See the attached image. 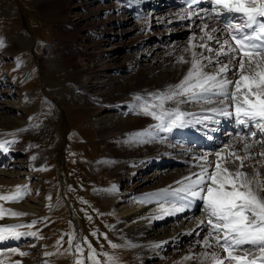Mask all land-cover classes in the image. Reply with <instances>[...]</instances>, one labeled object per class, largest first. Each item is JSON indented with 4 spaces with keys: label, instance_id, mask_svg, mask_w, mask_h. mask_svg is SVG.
<instances>
[{
    "label": "rangeland",
    "instance_id": "rangeland-1",
    "mask_svg": "<svg viewBox=\"0 0 264 264\" xmlns=\"http://www.w3.org/2000/svg\"><path fill=\"white\" fill-rule=\"evenodd\" d=\"M149 1L120 0L122 8L117 12L115 0H0V143L12 141L6 150L0 149V167L12 172L30 171L29 162L34 157L35 166L48 168L20 186L18 201L0 200V208L26 213L11 217L5 212L0 225H24L16 231L37 233L36 237L22 236L21 245L0 248V264H75L79 254L69 247L70 236H74L73 244H81L84 256L80 258L85 264H91L86 260L89 244L100 264H108L109 257L115 264H149L144 261L147 250H132L124 235L114 228L117 218L112 206L95 193L96 189L115 184L121 190L133 187L138 193L147 192L144 189L169 184L186 172L173 161L164 172L155 164L129 183L132 167L121 174L113 172L114 167L101 168L99 164L103 156L119 160L176 148L169 131L158 133L164 132L159 138L165 143H148L147 135L159 123L151 124L156 119L137 107L143 101L136 98L150 100L149 94L166 91L179 82L188 69L187 64L177 63L179 57L191 58L186 48L203 51L192 49V45H199L204 35L197 26L201 24L185 27L177 23L178 18L158 24L155 19L171 15L158 0L150 1L148 14L129 15L128 7L134 5L147 12ZM156 3L157 12L152 9ZM57 4L61 7L51 9ZM156 13L164 17L160 19ZM175 15L181 20L186 13ZM166 37L170 42L162 46ZM183 105L193 112L210 106ZM105 126L108 128L102 131ZM33 145L34 153L24 151ZM5 151L11 153L4 156ZM180 169L182 173L178 174ZM155 172L160 175L142 186L145 179L140 176L151 178ZM16 192L17 187H13L0 191V196ZM29 195L40 203L36 202L37 210L14 206L24 203ZM201 214L202 210L196 216ZM203 215L207 217L205 211ZM191 220L180 218L178 222H184L185 228ZM156 231L162 235L161 229ZM259 257L255 253L257 261ZM251 258L250 253L246 259ZM151 264L167 262L156 258Z\"/></svg>",
    "mask_w": 264,
    "mask_h": 264
},
{
    "label": "snow or ice",
    "instance_id": "snow-or-ice-1",
    "mask_svg": "<svg viewBox=\"0 0 264 264\" xmlns=\"http://www.w3.org/2000/svg\"><path fill=\"white\" fill-rule=\"evenodd\" d=\"M208 2L211 5V18L222 21L223 26L202 23L200 31L204 35L200 37L199 45H192V49L199 47L203 51L198 53L185 49L191 58L186 59L181 55L177 61L188 65L180 81L169 85L166 91L149 94L150 100L137 97L138 102L143 101L137 107L145 115L159 120L155 127L161 131L182 128L193 122H217L215 116L234 118L237 124L250 129L247 136L239 135L236 141L242 145L243 156L231 145H226L232 148L229 155L224 157L216 152L214 164L208 162L207 155L196 157L197 161H204L199 165L200 171L177 181L182 187L173 189L171 194L180 195L189 204L199 200L204 206L209 231L203 245L212 250L201 253L203 260L209 261V264H257L255 253L258 252L259 264H264V179H261L260 169L255 167V164H259L264 168V159L255 160L251 151L256 144L264 149V139L249 142L253 137H264V0ZM2 44L0 41V46ZM169 102L174 107H165ZM188 103L212 105L206 109L211 115L201 116L183 111L180 105ZM189 116L193 119L188 120ZM135 139H139V136ZM11 143H0V149L6 150ZM257 154L264 158V150ZM246 161L249 163L246 164ZM20 191L21 187L17 186L15 194L0 196V200L18 201ZM161 192L167 193V190ZM175 210L182 211L183 208ZM5 212L11 217L26 215L0 208V219L5 217ZM20 227L24 225H0V242L20 239L24 235L37 236L36 232L16 231ZM73 239L74 236H70L68 244L79 254L75 264H85V259L80 258L84 256L81 244H73ZM111 246L118 247L116 244ZM216 249H221L227 255L221 256ZM250 253L253 258L246 259ZM19 254L27 255L23 252ZM95 257V250L89 244L86 260L91 264H100ZM108 264H115L114 258L109 257Z\"/></svg>",
    "mask_w": 264,
    "mask_h": 264
},
{
    "label": "bare ground",
    "instance_id": "bare-ground-1",
    "mask_svg": "<svg viewBox=\"0 0 264 264\" xmlns=\"http://www.w3.org/2000/svg\"><path fill=\"white\" fill-rule=\"evenodd\" d=\"M156 2H159L160 5L163 4V0H158ZM157 6L159 5H157L156 3L152 7L153 10L155 9V12H157ZM162 6L164 8L167 7V5L164 4ZM175 14V12H171V15L169 17L162 19L163 13H156V17L159 16L158 18L162 20H155L158 22V24L162 22H168L169 24L170 21H175V19L177 18L179 19V17H177ZM197 26L201 27V25ZM162 42L163 44L160 43L162 46L167 42L169 43L170 37L163 38ZM157 44H159V42ZM153 46H155V44ZM182 71L183 70H181V72ZM183 73L185 74L184 71ZM164 78L165 77H163L162 79ZM86 83L87 82L84 81L83 85L85 86ZM131 105L133 106L134 103ZM211 106L212 105L207 106V108ZM167 107H174V105L169 102ZM180 108L183 111L189 113H194L198 115H211V113L206 112L207 108L199 112L195 110V112H193L191 111L193 109H191L189 106H184L183 104L180 105ZM221 117L222 116L214 117V120L217 122L208 121L212 125H210L209 127V124L207 126H203L205 132L197 131L196 128H194L193 126L202 125L196 123H193L192 125L189 124L182 128H173L170 131L172 133L169 135V138L174 142V147L176 148H167L161 151L162 154L157 155L155 152H150L148 154H142L136 158H121L119 160L110 156L102 157V162L99 164V167L101 168L108 169L109 167H114V169L112 170L113 172H119L121 174H124L132 167V172L130 173L129 178L127 179L129 183L134 182L137 179L140 174V171L143 172L147 167L150 168V166H153L155 164L160 166L161 172H164L167 170V166L171 165L173 161V164L182 165V171L186 172L180 175L179 177L175 178V180H173L169 184L155 189H144L148 190L147 192L141 190V193H138L139 190H136L133 187H126V189L121 190V188L116 186L115 184L113 186H100L96 189L95 193L99 197H101L107 205L112 206L113 214L117 218V222L115 223L114 228H116L117 231H120L124 235L129 247L131 246L132 250L136 252L147 250V254L145 255L146 258L144 261L149 262V264L153 263L156 258H164L167 264H202V262L203 264H209V261L203 260V258L201 257V253L211 251L212 249H207L204 246V250L200 252V249L203 246V241H201V238L202 236L206 237L209 231V227L206 223L207 217L203 215L205 210L202 202L196 200L189 204L187 201L182 200L180 195L174 196L171 193L173 189L182 187V184H177V181H182L184 177L189 176L192 172L200 171L199 165L203 164L204 161H197L195 159L196 157L207 155L208 162L214 164L217 159L214 155L216 152H220L221 155L224 157H227L229 155L232 148L226 147V145H231L233 148H235L239 155H244L242 145L236 143L237 139L239 138V135H236V133L240 129L233 127L232 131L227 134L224 139L218 135V130H221L222 128H227L229 125L226 122V119L217 120ZM125 119L126 121H128L127 118ZM157 123H160V121L157 119L151 121V124ZM106 127L107 126H105V128H102L101 130L105 131V129L108 128ZM159 131L160 129L154 126V130H152L151 134L147 135L148 139L146 140H149L148 143L156 142L157 144H160L162 142L163 144L164 139L159 138V136H162L163 133L158 134ZM180 136L183 137L181 141ZM251 140L253 139L251 138L249 142H251ZM176 144H179V146H177ZM35 149L36 147L33 145L31 148L25 149L24 151H26V153L28 154H32L34 153ZM18 150L16 149L17 152ZM262 150L264 149H261L259 144H256L255 147L251 150L252 154L255 156V160L264 159L257 154ZM10 153L5 151L4 156ZM33 158L34 157H31L29 162L30 166H32L30 168V171L23 170L19 172H12L11 170H5V167H0V191L17 186L23 187L25 184H27V182H29V180H31V178L35 174L47 171L48 168L45 166L42 167L37 164L35 166ZM0 164H2L1 158ZM256 167L260 168L259 165H256ZM182 171L181 169L178 170V174H181ZM260 174L261 179H264V168L260 169ZM158 175L160 174L155 172L153 177L151 178L140 176V178H142L141 180L145 179L141 185L144 186L149 182L155 180ZM127 185L129 184L127 183ZM164 189L167 190V193L161 192V190ZM36 202L38 201H36V199L32 195H29L25 197L24 203H15L14 206L23 210L33 211L35 209H38V206H36ZM38 204L40 205L39 202ZM176 208H183V210L176 211ZM200 210H202V214L197 217L196 214ZM180 218L184 219V221H187L188 219L193 220H191L192 222L190 221V224L188 223V225L184 228V222H178V219ZM202 221H204L203 224L201 223ZM174 222L177 223L175 224ZM155 226H159L158 229L162 230V235L157 234L156 230L158 229H156ZM168 229H171V232L169 234L167 233ZM182 229H184L185 231H182ZM198 231H200V234L197 233ZM181 232H185V234L183 233V235L181 234L180 236ZM216 251L219 252L221 256L227 255V253H224L221 249H216ZM185 257L192 258L185 259ZM259 262L260 259H258L257 263Z\"/></svg>",
    "mask_w": 264,
    "mask_h": 264
},
{
    "label": "crops",
    "instance_id": "crops-1",
    "mask_svg": "<svg viewBox=\"0 0 264 264\" xmlns=\"http://www.w3.org/2000/svg\"><path fill=\"white\" fill-rule=\"evenodd\" d=\"M54 7H61V4H57L56 6H51V9Z\"/></svg>",
    "mask_w": 264,
    "mask_h": 264
}]
</instances>
